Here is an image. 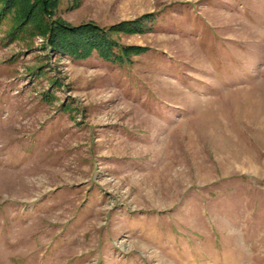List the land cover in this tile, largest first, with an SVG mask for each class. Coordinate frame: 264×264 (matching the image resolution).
<instances>
[{"label":"rangeland","instance_id":"obj_1","mask_svg":"<svg viewBox=\"0 0 264 264\" xmlns=\"http://www.w3.org/2000/svg\"><path fill=\"white\" fill-rule=\"evenodd\" d=\"M149 14L121 63L47 29ZM0 264H264V0L0 10Z\"/></svg>","mask_w":264,"mask_h":264},{"label":"trees","instance_id":"obj_2","mask_svg":"<svg viewBox=\"0 0 264 264\" xmlns=\"http://www.w3.org/2000/svg\"><path fill=\"white\" fill-rule=\"evenodd\" d=\"M14 0H0V10L5 12L6 7ZM152 15H145L133 25L122 23L109 28L97 27L94 24H83L72 27L61 21H52L47 24L50 33V42L53 49L67 54L77 60L88 59L93 52L106 62H123L131 55H139L146 50L140 47L120 46L114 41L113 33L120 31H138L145 29L151 22ZM46 22V21H45ZM117 49V53L114 51Z\"/></svg>","mask_w":264,"mask_h":264}]
</instances>
